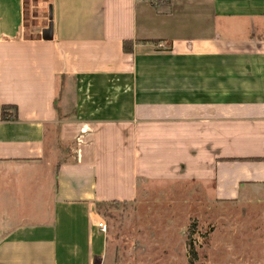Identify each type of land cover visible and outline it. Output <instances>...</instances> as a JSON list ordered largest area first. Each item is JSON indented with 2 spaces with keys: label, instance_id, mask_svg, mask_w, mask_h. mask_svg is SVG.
<instances>
[{
  "label": "crops",
  "instance_id": "0c3cea01",
  "mask_svg": "<svg viewBox=\"0 0 264 264\" xmlns=\"http://www.w3.org/2000/svg\"><path fill=\"white\" fill-rule=\"evenodd\" d=\"M38 8L0 0V264H105L142 184L264 186V0Z\"/></svg>",
  "mask_w": 264,
  "mask_h": 264
},
{
  "label": "rangeland",
  "instance_id": "374dc122",
  "mask_svg": "<svg viewBox=\"0 0 264 264\" xmlns=\"http://www.w3.org/2000/svg\"><path fill=\"white\" fill-rule=\"evenodd\" d=\"M40 1L26 0V25L39 22ZM99 209L105 264H264V186L219 200L201 182H149Z\"/></svg>",
  "mask_w": 264,
  "mask_h": 264
},
{
  "label": "water",
  "instance_id": "95a60500",
  "mask_svg": "<svg viewBox=\"0 0 264 264\" xmlns=\"http://www.w3.org/2000/svg\"><path fill=\"white\" fill-rule=\"evenodd\" d=\"M42 36L44 39L46 40H50L53 38V22L50 21L48 27H46L43 32H42Z\"/></svg>",
  "mask_w": 264,
  "mask_h": 264
},
{
  "label": "built area",
  "instance_id": "2783aa9c",
  "mask_svg": "<svg viewBox=\"0 0 264 264\" xmlns=\"http://www.w3.org/2000/svg\"><path fill=\"white\" fill-rule=\"evenodd\" d=\"M99 226L101 230L107 231V225L103 221L99 222Z\"/></svg>",
  "mask_w": 264,
  "mask_h": 264
},
{
  "label": "trees",
  "instance_id": "16d2710c",
  "mask_svg": "<svg viewBox=\"0 0 264 264\" xmlns=\"http://www.w3.org/2000/svg\"><path fill=\"white\" fill-rule=\"evenodd\" d=\"M124 46H125L126 50H129L130 49V42L126 41ZM3 111H4V118H5V106L3 107Z\"/></svg>",
  "mask_w": 264,
  "mask_h": 264
}]
</instances>
